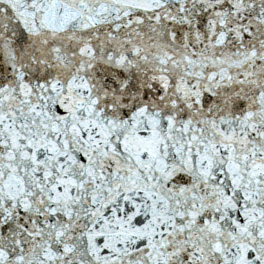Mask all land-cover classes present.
<instances>
[{
	"label": "snow or ice",
	"instance_id": "6c2138e0",
	"mask_svg": "<svg viewBox=\"0 0 264 264\" xmlns=\"http://www.w3.org/2000/svg\"><path fill=\"white\" fill-rule=\"evenodd\" d=\"M0 264H264V0H0Z\"/></svg>",
	"mask_w": 264,
	"mask_h": 264
}]
</instances>
